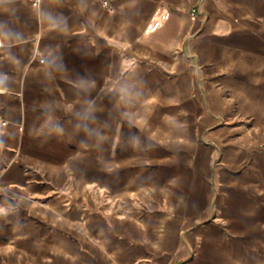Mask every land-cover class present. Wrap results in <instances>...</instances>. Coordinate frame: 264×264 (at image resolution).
Wrapping results in <instances>:
<instances>
[{
    "label": "crops",
    "instance_id": "obj_1",
    "mask_svg": "<svg viewBox=\"0 0 264 264\" xmlns=\"http://www.w3.org/2000/svg\"><path fill=\"white\" fill-rule=\"evenodd\" d=\"M32 1L0 0V264H264V0Z\"/></svg>",
    "mask_w": 264,
    "mask_h": 264
},
{
    "label": "built area",
    "instance_id": "obj_2",
    "mask_svg": "<svg viewBox=\"0 0 264 264\" xmlns=\"http://www.w3.org/2000/svg\"><path fill=\"white\" fill-rule=\"evenodd\" d=\"M111 1L112 0H103V5L105 7H110ZM32 3H33V6L37 7L40 3V0H33ZM191 11L194 13V12H197V9H192ZM7 125L8 124L6 121L0 119V126L1 127H7Z\"/></svg>",
    "mask_w": 264,
    "mask_h": 264
}]
</instances>
